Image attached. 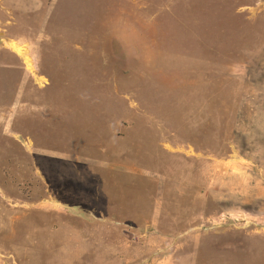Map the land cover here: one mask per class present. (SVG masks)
<instances>
[{"label": "rangeland", "instance_id": "obj_1", "mask_svg": "<svg viewBox=\"0 0 264 264\" xmlns=\"http://www.w3.org/2000/svg\"><path fill=\"white\" fill-rule=\"evenodd\" d=\"M0 264H264V0H0Z\"/></svg>", "mask_w": 264, "mask_h": 264}]
</instances>
